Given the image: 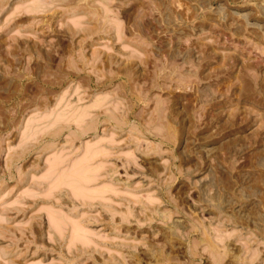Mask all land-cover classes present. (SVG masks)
<instances>
[{
    "label": "rangeland",
    "instance_id": "obj_1",
    "mask_svg": "<svg viewBox=\"0 0 264 264\" xmlns=\"http://www.w3.org/2000/svg\"><path fill=\"white\" fill-rule=\"evenodd\" d=\"M0 264H264V0H0Z\"/></svg>",
    "mask_w": 264,
    "mask_h": 264
},
{
    "label": "bare ground",
    "instance_id": "obj_2",
    "mask_svg": "<svg viewBox=\"0 0 264 264\" xmlns=\"http://www.w3.org/2000/svg\"><path fill=\"white\" fill-rule=\"evenodd\" d=\"M103 155V154H102ZM91 161V160H90ZM96 192V191H95ZM75 194V193H74ZM73 222V221H72ZM72 227V226H71ZM211 232V231H210ZM90 233V232H89ZM88 233V234H89ZM228 238V237H227ZM225 240V239H224ZM85 241V240H84ZM216 242V241H215ZM221 243V242H220ZM223 243V242H222ZM216 244V243H213V245ZM220 248V247H219Z\"/></svg>",
    "mask_w": 264,
    "mask_h": 264
}]
</instances>
